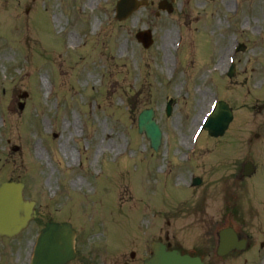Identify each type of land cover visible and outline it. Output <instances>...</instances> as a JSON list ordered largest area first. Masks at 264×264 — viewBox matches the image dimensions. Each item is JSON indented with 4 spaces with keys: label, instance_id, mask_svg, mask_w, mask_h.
<instances>
[{
    "label": "rangeland",
    "instance_id": "obj_1",
    "mask_svg": "<svg viewBox=\"0 0 264 264\" xmlns=\"http://www.w3.org/2000/svg\"><path fill=\"white\" fill-rule=\"evenodd\" d=\"M117 1L0 0V184L25 182L27 197L54 217L75 215L81 231L105 221L107 231H95L111 245L149 242L161 227L197 243L231 188L241 217L262 225L264 0H175L170 15L162 0H148L124 21ZM146 29L150 48L135 36ZM71 33L81 40L70 44ZM215 99L230 104L233 121L223 137L205 132L195 147L197 116ZM146 108L163 131L159 151L138 130ZM248 160L257 171L236 182ZM195 173L203 181L190 194L178 181ZM79 177L86 185L73 184ZM20 249L0 240V264H26L30 247Z\"/></svg>",
    "mask_w": 264,
    "mask_h": 264
},
{
    "label": "water",
    "instance_id": "obj_2",
    "mask_svg": "<svg viewBox=\"0 0 264 264\" xmlns=\"http://www.w3.org/2000/svg\"><path fill=\"white\" fill-rule=\"evenodd\" d=\"M140 3L136 0H121L118 4V18L124 19L135 10ZM147 45V41H145ZM232 111L224 102L207 123L212 135H223L232 120ZM140 132L145 131L157 149L161 143L162 133L154 120V111H144L139 118ZM22 183H4L0 189V235L12 236L24 228L35 216L33 204L24 200ZM73 237L66 231L64 224H49L40 237L35 264H63L72 252ZM147 264H200L198 259L181 256L178 253H166L163 248H155V255Z\"/></svg>",
    "mask_w": 264,
    "mask_h": 264
},
{
    "label": "flooded vegetation",
    "instance_id": "obj_3",
    "mask_svg": "<svg viewBox=\"0 0 264 264\" xmlns=\"http://www.w3.org/2000/svg\"><path fill=\"white\" fill-rule=\"evenodd\" d=\"M237 212L234 210L231 217L221 219L216 224V228L209 234H205L199 242H189L176 239L173 235L171 238L167 234V243L170 249H177L183 253L197 255L204 259L205 264H264V223L253 225L246 221L245 218L238 219ZM38 219L29 226L32 232H28L26 244H28L38 229L42 227L39 218L45 215L41 210L37 209ZM43 220V219H42ZM59 221H66L60 219ZM263 222V221H262ZM256 226V227H255ZM224 227H231L236 230L238 238L244 241L245 249H235L224 257L217 255L219 244L218 231ZM249 231H258L257 233H249ZM261 232V233H260ZM76 256L68 264H144L147 257L143 254V249H122L111 253L109 246L101 242H96L93 246H89V242L85 236L77 232L76 236Z\"/></svg>",
    "mask_w": 264,
    "mask_h": 264
},
{
    "label": "bare ground",
    "instance_id": "obj_4",
    "mask_svg": "<svg viewBox=\"0 0 264 264\" xmlns=\"http://www.w3.org/2000/svg\"><path fill=\"white\" fill-rule=\"evenodd\" d=\"M54 20L57 22V17L55 16L54 17ZM81 40V38L80 37H78L77 35H73L72 33L69 35V40H68V42L70 43V44H73V43H77V42H79ZM119 50H121V51H123V45H121L120 47H119ZM5 54H8V53H5ZM224 60V59H223ZM202 100L200 101V104H202ZM209 105V104H208ZM204 106H207V105H203V107ZM203 111H200V113L198 114V116H197V118L198 117H201V118H203L202 116H204L203 115ZM201 118L199 119V121H198V123L200 122V120H201ZM203 135V134H202ZM37 151H39V149H37ZM73 184L74 185H86V182L84 181V179L82 178V177H79L77 180H74L73 181Z\"/></svg>",
    "mask_w": 264,
    "mask_h": 264
}]
</instances>
